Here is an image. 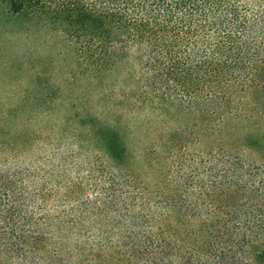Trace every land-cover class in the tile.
<instances>
[{"label": "trees", "instance_id": "1", "mask_svg": "<svg viewBox=\"0 0 264 264\" xmlns=\"http://www.w3.org/2000/svg\"><path fill=\"white\" fill-rule=\"evenodd\" d=\"M0 12L56 32L55 57L71 51L92 106L111 109L30 106L19 125L0 114V250L17 264L120 248L159 264L172 247L168 264H216L214 252L264 264V110L239 102L264 93V0H0ZM133 106L164 117L130 124ZM154 175L167 192L152 203L136 189ZM194 187L218 204L192 201Z\"/></svg>", "mask_w": 264, "mask_h": 264}, {"label": "rangeland", "instance_id": "2", "mask_svg": "<svg viewBox=\"0 0 264 264\" xmlns=\"http://www.w3.org/2000/svg\"><path fill=\"white\" fill-rule=\"evenodd\" d=\"M61 46L62 41L59 35L53 30L42 26V24L36 23L28 17L0 12V114L8 113L10 122L19 125L22 120L25 121L26 116L29 115L30 106H59V108H55L57 110L67 108V106H77L80 108V111L83 109H99L100 112L102 111L104 114H107L106 118L111 115L110 106L108 108L104 106V108H102L103 110L99 107L97 108V106H92V100L95 98L93 87L79 78L80 76L74 64L73 53L71 51L66 54L64 53V56L60 58V60L62 59L61 61L55 57V54L61 49ZM239 102H241L243 106L252 107L257 112H260L264 110V93H253L243 96L241 99L239 98ZM152 107L153 106H140L136 108V106H133L124 118L129 119V123L133 124L164 117L163 112L160 110L163 106H157L155 113ZM235 107L236 106H231V109ZM106 118L101 119V122L106 120ZM185 137H187L188 140L193 139L188 143L191 146L189 150L199 148V146L196 145L198 141H195V134L190 136L186 135ZM180 147V144H176L175 150L180 149ZM240 147V143L237 148L225 144L223 149L225 150V154L230 155L229 157L233 159L237 157L231 155V153L240 154V150H234L241 149ZM202 148L204 147H201V149ZM160 159L161 157H158V162L161 161ZM149 161H147L145 169H148L150 172L153 163ZM131 170L137 172L140 169L136 167L135 169L131 168ZM152 177L154 178L153 181L145 182L140 176L137 177L138 184L140 185L136 190L142 189L143 191L150 192L152 194L151 202L153 203L158 199L165 198V195L157 193L158 190L160 189L167 192V189L164 187L166 185V179L158 178L157 175ZM200 189L201 188L198 187L193 188L194 191L191 192L190 196L192 201L205 205L209 204V202H212L214 205L218 204L220 191H217L210 197L199 194ZM142 195L143 194H141V196ZM53 216L57 217V214ZM94 220L96 221V219ZM52 224L57 225V222L53 220ZM101 225L102 224H100V228ZM73 234L75 237L71 243L78 244L77 240L80 237L78 233ZM184 239L186 241L188 240L186 236ZM212 239H214V237L210 238V240ZM219 240H224V238H217V242H219ZM78 246L80 247V244H78ZM177 249L176 247L166 249L165 255L162 256V263L159 264H168L170 259L174 258L176 254L179 253ZM46 250L48 251V249ZM120 250L121 251L118 252L116 256L110 258H108V256L104 258L94 256L91 259L88 257V254L85 253L84 256H78L73 260H76L78 264H86V260L89 261V259H91V262L88 264H155L152 263L150 259L144 261V259L138 256L128 257V252H124L121 248ZM95 252H97V250ZM64 254L71 257L70 252L64 249L61 252V259ZM225 256L226 254H219L218 252L211 254L216 264H221ZM74 257H76V254ZM233 258L234 257H227L225 264H239L233 260ZM0 264H17V260L14 259L9 251L2 248V250H0ZM62 264L68 263L64 260Z\"/></svg>", "mask_w": 264, "mask_h": 264}]
</instances>
